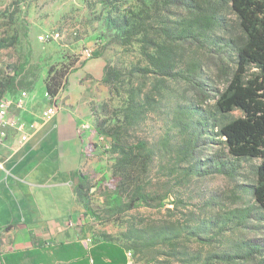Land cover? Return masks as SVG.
<instances>
[{
  "label": "trees",
  "instance_id": "16d2710c",
  "mask_svg": "<svg viewBox=\"0 0 264 264\" xmlns=\"http://www.w3.org/2000/svg\"><path fill=\"white\" fill-rule=\"evenodd\" d=\"M137 12L103 19L112 40L122 47L139 44L143 67L126 68L106 62L101 83L119 98V108L103 103L100 113L92 108V135L109 141L110 176L99 187L103 207L97 214L89 206L90 188L86 177L75 187L79 202L94 221L119 222L141 207L167 211L173 215L187 205L175 188L187 185L193 176L222 174L233 177L238 160H256L253 184L241 186L223 201L231 204L247 197L250 205L229 209L216 197L207 205L218 211L195 224L181 226L176 221L148 225L147 219L129 226L123 247L131 251L135 264H151L155 254L173 258L179 264H264V235L261 238L226 237L224 232L258 229L264 233V0H135ZM108 7V0H100ZM234 16V26L221 23V13ZM219 28L225 35H213ZM201 44L226 58L230 74L211 109L200 111L186 104L162 103V90H146L140 81L149 75L166 80H189L199 73L198 61L180 50L183 44ZM102 54L94 58H101ZM184 60V61H183ZM86 61L81 62L80 67ZM77 68H50L45 83L51 98L64 90L68 77ZM25 65H20L6 82L2 93L14 96L21 88L33 90V81H24ZM138 82V83H135ZM164 93V92H163ZM57 107L59 105L54 103ZM238 111L240 116L232 113ZM151 114H166L171 126L157 140L142 134L141 126ZM210 128L212 136L224 145L225 157L208 159L207 169L194 162L199 136ZM209 132V131H208ZM102 213V215H100ZM145 222V224H143ZM256 222L257 225H249ZM251 226V227H250ZM207 248L193 250L189 244ZM212 246V247H211ZM162 248V249H158ZM151 258L150 260L148 259Z\"/></svg>",
  "mask_w": 264,
  "mask_h": 264
},
{
  "label": "rangeland",
  "instance_id": "374dc122",
  "mask_svg": "<svg viewBox=\"0 0 264 264\" xmlns=\"http://www.w3.org/2000/svg\"><path fill=\"white\" fill-rule=\"evenodd\" d=\"M99 1L0 0V96L8 93H2L4 83L20 65H25L24 81H33L32 91H24L25 88H21L15 93L10 92L14 95L13 97L23 102V109L17 110L13 107L10 113H39L41 117L46 108L55 102L58 105L63 102L60 99L63 91L56 98H51L46 93L45 83L50 68L59 69L68 66L79 68L81 62L93 59L100 53L101 59L112 66L143 67L145 61L140 54L139 44L134 43L126 47L118 45L112 40L115 32H108L103 23L108 12L111 17L120 18L129 11L137 12L140 6L135 0H108L109 6L103 7ZM220 17L224 26H234V16L228 10H224ZM225 34V31L219 28L213 31L214 36H226ZM180 50L198 61L199 73L196 76L189 80H163L149 75L141 80L140 84H144L146 90L152 91L155 95L162 90L163 104H186L207 112L227 82L231 66L226 58L214 51L215 47L212 50L201 44L186 43ZM87 52L90 53L89 58L85 56ZM87 95H89L90 111L94 108L100 113L102 104L109 101L110 97H112V109L119 108V98L114 93L111 96L109 89L101 82L91 84ZM240 115L238 111L232 113L234 117ZM166 117V114H151L141 126L142 134L151 140H157L171 126L170 119ZM207 129L209 132L205 131L198 137V144L193 155L194 162L201 163L202 169H207L208 165L205 162L214 156L229 158L226 156L224 145L212 136L210 128ZM85 144L89 145L93 151L92 154L83 153V161L87 158L90 161L105 163L97 169L87 168L84 163L76 174L77 178L83 175L89 177L84 181V184L91 189L89 206L99 214L103 207V197L98 189L110 176L108 167L111 156L105 153L109 148V141L96 135L94 138L85 140ZM257 163L258 161L250 159L236 161L233 163V177L222 174L193 176L187 185L174 189L177 197L183 199L187 205L179 206L173 215L167 211L173 207L169 204L161 210L141 207L127 213L119 222H92V226H95L94 232L126 244L122 235L126 233L129 226L140 224L141 220L147 219L148 225H162L176 221L179 225L185 226V224L193 225L210 214L213 215L218 211V207H209L207 202L214 197L224 202L229 209L248 206L252 202L247 197L236 204L223 199L233 191L240 193L241 186L253 184L252 167ZM249 225H257V223L251 222ZM237 234L247 238H261L264 235L258 229L224 232L226 237L238 238ZM193 242L189 244L193 250L205 252L209 248ZM152 257L155 259L151 264H179L173 258L163 254L158 255L153 252ZM136 259L132 256V264H135ZM148 259L151 258L148 257Z\"/></svg>",
  "mask_w": 264,
  "mask_h": 264
},
{
  "label": "crops",
  "instance_id": "0c3cea01",
  "mask_svg": "<svg viewBox=\"0 0 264 264\" xmlns=\"http://www.w3.org/2000/svg\"><path fill=\"white\" fill-rule=\"evenodd\" d=\"M104 66L93 58L69 75L48 123L39 113H13L34 129L26 142L11 129L0 141V264H132L122 242L94 232L75 192L84 163L105 164L83 161L93 151L85 140L96 137L88 88L100 83ZM82 125L88 130L79 135Z\"/></svg>",
  "mask_w": 264,
  "mask_h": 264
},
{
  "label": "built area",
  "instance_id": "2783aa9c",
  "mask_svg": "<svg viewBox=\"0 0 264 264\" xmlns=\"http://www.w3.org/2000/svg\"><path fill=\"white\" fill-rule=\"evenodd\" d=\"M87 58L90 57V53H86ZM15 107L17 110L23 109V102L19 98L13 96H5L1 99L0 106V141L3 140L7 135V130L11 129L20 135V141L26 142L29 138L27 131L34 129V125L27 124L21 119L17 118L15 114L10 113V110ZM58 107L53 104L46 108L41 114L42 123H48L56 114ZM88 130L87 125H82L79 128V134L83 131ZM1 167V166H0ZM94 221V219H91ZM1 252V251H0ZM127 257L132 260L131 251H127Z\"/></svg>",
  "mask_w": 264,
  "mask_h": 264
},
{
  "label": "bare ground",
  "instance_id": "6f19581e",
  "mask_svg": "<svg viewBox=\"0 0 264 264\" xmlns=\"http://www.w3.org/2000/svg\"><path fill=\"white\" fill-rule=\"evenodd\" d=\"M1 106V105H0Z\"/></svg>",
  "mask_w": 264,
  "mask_h": 264
}]
</instances>
